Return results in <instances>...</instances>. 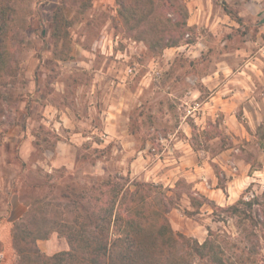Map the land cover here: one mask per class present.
<instances>
[{"label": "rangeland", "instance_id": "1", "mask_svg": "<svg viewBox=\"0 0 264 264\" xmlns=\"http://www.w3.org/2000/svg\"><path fill=\"white\" fill-rule=\"evenodd\" d=\"M15 1L14 74L0 84V177L12 180L10 191L26 207L40 194L67 202L60 199L71 181L81 191L111 175H125L173 188L169 219L176 232L207 237L212 227L237 236L235 220L213 204L227 206L240 196L234 194L237 199L229 204L212 198L199 204L204 195L184 177L174 186L151 180L153 174L147 180L143 173L153 158L146 162L143 157L163 158L176 133L183 147L195 150L190 156L209 175L213 189L229 194L231 181L244 172L253 178L243 192L248 187L249 195L264 191V87L249 89L259 105L237 104L231 112L234 123H228L221 101L215 102L226 95L228 81L235 83L239 70L264 81L252 72L257 62L264 69V31L258 27L264 0H184L198 44L160 53L124 30L116 0L68 1L59 34L52 22L61 0ZM226 5L242 13L248 33L224 15ZM206 102L220 107L211 112ZM243 164L250 168L243 170ZM2 205L7 207L6 200ZM69 209L63 205L60 212L71 218ZM56 234L44 243L69 248ZM193 264L202 262L195 257Z\"/></svg>", "mask_w": 264, "mask_h": 264}, {"label": "trees", "instance_id": "2", "mask_svg": "<svg viewBox=\"0 0 264 264\" xmlns=\"http://www.w3.org/2000/svg\"><path fill=\"white\" fill-rule=\"evenodd\" d=\"M68 1L61 0L54 12L52 23L56 34L65 23ZM15 2L0 0L3 85L4 78L14 74L10 70L12 48L19 36L14 27ZM116 3L124 30L135 40L143 41L152 52L198 43V32L195 25L189 24L190 10L184 0H116ZM224 10L243 26V34L249 32L250 25L244 17L228 5ZM259 22L264 23V19ZM75 183L67 184L60 199L67 202L55 203L48 195L40 194L28 204L24 216L13 228L14 264H193L195 257L202 264H264V191L249 195L248 187L230 205L214 203L215 211L235 220L238 234L234 237L227 231L208 227V235L201 242L173 229L169 213L175 201L168 194L173 188L125 175H111L83 186L81 191H77L81 185ZM203 198L199 204L210 201L206 196ZM63 205L72 208L71 218L60 212ZM50 206L53 213L49 214ZM55 232L66 238L69 249L48 254L37 241ZM179 246L183 251H179Z\"/></svg>", "mask_w": 264, "mask_h": 264}, {"label": "crops", "instance_id": "3", "mask_svg": "<svg viewBox=\"0 0 264 264\" xmlns=\"http://www.w3.org/2000/svg\"><path fill=\"white\" fill-rule=\"evenodd\" d=\"M238 14L239 16L244 17L242 13L238 12ZM224 15L228 17L229 19H231V17L225 12H224ZM189 24L195 25L193 22L190 21V18H189ZM258 27H260L264 31V23L259 25ZM196 45H192V46H196ZM260 49L262 50L264 49V47ZM262 54L263 55L261 56L262 58H264L263 57L264 51ZM262 58L260 57L258 59H261L260 61H262ZM257 64L258 66L256 67V71L252 69L253 70L252 72L254 73L258 72L259 78H260L261 75L264 76V69L259 68L260 63L257 62ZM250 72L247 71L246 69L239 70L238 71L239 75H237L238 79L236 81L234 80L235 83H230V81H228V84L225 87L226 92H224L226 95H224L223 97H220V99L217 98L215 101L217 102V100L218 101L220 100L222 110H224L225 112L226 111L228 112L227 113V119H229L228 120L229 122L227 121L228 123H230V121L234 123L232 118H234L235 115H231V112L234 111L237 104L247 103L249 101V102H253L259 105L258 99L256 98L254 94L249 92V89L257 87L258 84L264 87V81L261 79L259 82H256L253 79H250L251 78ZM206 104H209L210 106L209 108L211 109V112L215 111V108L220 107L218 103L214 104L213 102H206ZM173 136H175V143L172 145L169 144L166 146V149L163 153L164 154L163 158H161L159 155H157L158 157H155V156L153 157L147 154H146V157L148 156V160L146 159V157H143V159L146 162L150 161V159L153 158L152 163H150V165L146 167V171H144L143 173L147 180L151 179V176L153 174V177L151 180L156 181V182H162L165 185L174 186L176 181L180 177H184L186 178L188 182L194 184V187H193L194 189L198 188L204 196L208 198H212L219 204H226V203L229 204L231 202H234L237 199L236 197H234L235 196L234 194H236L239 197L242 194L243 189L245 188L246 184H248L249 182H252L248 180H250V178H253V177H251L250 175L245 176L246 173L242 172L241 174L237 176V178L231 181V184L228 187V190H231L229 191V194H223L219 192L218 190L220 189L218 188L213 189L207 180L209 175L206 173H203L204 168L197 163L194 156H190V154H192L190 152H195V150H193L192 148L187 149V147H183V145H181L183 142V139L177 137L176 133H174ZM145 151L146 149L140 152H145ZM139 159H137V162H139L138 161ZM146 162L144 163L143 161L142 165L144 164L146 165ZM190 165H194L195 167L192 168V170H189L188 166ZM158 167L161 169L158 170L157 169ZM242 168L243 170L246 168H250V165L243 164ZM201 177L204 180L198 179ZM206 183H209V186H207ZM233 183H234V186H233ZM11 185H12V180L8 181L7 179L5 180V177L3 176L0 177V247L2 246L0 248V264H14L15 263L16 254H15L14 247H13V228H14L15 222L21 220V218L24 216L25 212L27 211L26 205L23 204L19 196L13 193L12 191H10ZM238 185L242 186L241 189L238 188ZM236 188H237V192L235 191L232 193V189L234 191L236 190ZM5 200L7 203L6 208L5 206L2 205L3 201L5 202ZM175 215L177 214L175 213ZM192 234L194 237L198 238L199 241L201 242H203L206 238L205 235L200 236L197 233H192ZM56 237L58 238L60 236L56 234ZM60 238H64V237H60ZM64 239L66 240V238ZM44 241H45L44 239H39L37 241V245L46 253L53 254L58 251H61L57 249H51L50 245L44 243ZM66 242L68 244L67 240ZM68 247H69V244H68ZM67 249L69 248H65L63 250H67Z\"/></svg>", "mask_w": 264, "mask_h": 264}, {"label": "built area", "instance_id": "4", "mask_svg": "<svg viewBox=\"0 0 264 264\" xmlns=\"http://www.w3.org/2000/svg\"><path fill=\"white\" fill-rule=\"evenodd\" d=\"M129 71H130V72H132V71H133V69H132V68H130V69H129Z\"/></svg>", "mask_w": 264, "mask_h": 264}]
</instances>
